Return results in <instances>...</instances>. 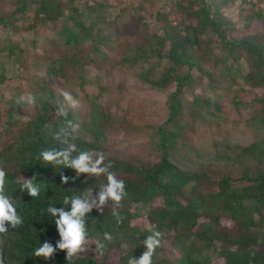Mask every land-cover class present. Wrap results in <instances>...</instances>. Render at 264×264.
Listing matches in <instances>:
<instances>
[{
  "label": "trees",
  "instance_id": "1",
  "mask_svg": "<svg viewBox=\"0 0 264 264\" xmlns=\"http://www.w3.org/2000/svg\"><path fill=\"white\" fill-rule=\"evenodd\" d=\"M1 1L7 8H0V83L13 71L30 85L26 95L0 88V167L7 172L6 192L23 218L0 234V264H127L143 253L142 241L153 226L164 233L153 264H215V258L223 259L220 264H264V6L253 0H159L157 27L144 25L139 39L120 45L123 8L115 11L108 0ZM235 5L237 19L227 12ZM173 12L182 18L174 20ZM255 22L262 29H254ZM239 27L242 32L232 34ZM40 44L45 64L30 73L26 56ZM116 54L114 66L136 69L142 84L167 94V117L151 126L142 154L122 158L110 149L118 125L101 100L106 87L99 83L98 90L85 92L91 70ZM60 88L82 103L67 117L57 115L53 103L62 100ZM254 89L259 91L251 100L241 99ZM230 92L236 108L250 109L244 124L255 139L240 144L217 138L209 149L199 147L193 138L198 125L225 119L221 110ZM28 94L35 104L17 103ZM69 120L81 125L78 148L103 151L125 182L127 196L118 209L123 223L113 216L112 201L103 214L93 209L87 221L89 240L104 242L105 253L124 249L117 263L97 261L86 250L70 262L66 250L58 248L50 259L34 255L44 242L55 247L60 240L55 217L46 211L50 205L62 207L66 195L88 187L96 195L107 183L105 176L76 177L74 169L40 156L64 147L54 137ZM61 173L76 179L64 184ZM33 176L41 187L38 197L20 189ZM143 216L147 224L133 223ZM104 232L112 234L111 242L104 241ZM194 241L214 256L186 246ZM168 245L180 251L177 259L166 254Z\"/></svg>",
  "mask_w": 264,
  "mask_h": 264
},
{
  "label": "rangeland",
  "instance_id": "2",
  "mask_svg": "<svg viewBox=\"0 0 264 264\" xmlns=\"http://www.w3.org/2000/svg\"><path fill=\"white\" fill-rule=\"evenodd\" d=\"M93 1V0H88ZM113 5L115 11L123 10L120 45L126 41L139 39L145 26H149V30L157 27L154 15L156 9L161 7L159 0H108ZM256 6H264V0H253ZM141 6V7H140ZM248 7L250 5H247ZM140 7V8H139ZM0 8H7V4L0 0ZM140 9L137 11V9ZM227 12L233 19H237L238 6L228 8ZM142 16V23H138V17ZM171 17L174 20H179L180 13L173 12ZM254 29H262V25L258 22L252 26ZM141 28L142 30H139ZM242 27H239L232 34H240ZM43 31V30H42ZM51 31L44 29V32ZM120 32V31H119ZM119 45V46H120ZM31 51L26 56L27 69L30 73H37L42 66L43 62V47L40 44L38 49H30ZM118 59V54L114 57L109 64L101 66L98 69L91 70L90 76L92 77L91 85L85 92H92L98 90L97 85L106 87L107 92L102 96L104 105L109 106L113 113L114 120L118 127L115 131L116 134L112 135L113 139L110 149L112 154L116 157H127L130 154H142L146 139L151 131V126L158 124L166 119L167 108L166 98L167 94L164 91L155 90L149 86L142 84L138 79L136 69H119L114 63ZM13 71L8 72L9 78L2 88L5 94L21 92L26 95L29 89V82L25 75H13ZM59 88L58 84H55ZM256 91L244 92L241 95L243 100H251ZM83 91L79 92L82 95ZM225 100L223 101L221 114L225 119L213 124H200L197 132L193 134L194 142L199 147L209 149L213 141L217 138L228 139L240 144H248L252 142L255 137L250 129L244 124L245 119L250 114V109L241 106L238 108L234 105L233 92L225 93ZM237 99V97H236ZM82 104V103H81ZM238 122V123H237ZM157 204L162 202L161 198H156ZM147 210V207H145ZM133 223L147 224L145 216L137 218ZM264 229V227H263ZM96 240H89L85 246V250L97 261H105V258L110 263H117L120 256L124 253V249L113 250L103 255L96 248ZM125 246V245H124ZM187 247H193L195 251L201 254H210L214 256L212 250L205 249L198 241L188 243ZM171 247L168 245V248ZM173 259L180 256V251L177 248L171 247L166 250ZM215 264L223 262L222 258H215Z\"/></svg>",
  "mask_w": 264,
  "mask_h": 264
},
{
  "label": "clouds",
  "instance_id": "3",
  "mask_svg": "<svg viewBox=\"0 0 264 264\" xmlns=\"http://www.w3.org/2000/svg\"><path fill=\"white\" fill-rule=\"evenodd\" d=\"M58 96L62 97L61 101H54L56 114L67 117L69 111L76 112L81 107V101L73 95L72 91L66 88L57 89ZM35 97L28 94L26 97L21 95L17 103L35 104ZM80 123L67 121V126L62 128L54 137L56 141H60L64 147L57 150L50 148L40 153L42 159L55 165H63L64 168L74 169L76 177L81 174L88 176H105L106 184L99 187L96 195L93 194V188L88 187L82 194H72L65 196L62 201V207L50 205L46 211L55 217V225L57 227L60 240L54 247L50 242H44L41 246L34 250L36 257H44L50 259L57 248L66 250V259L70 262L73 258L85 251V246L89 242V231L87 227L88 214L93 209L98 210L101 214L104 207L109 201L113 202L112 214L116 217L118 223H123V217L119 214L121 201L127 196L125 182L119 179L117 173L112 171V162L103 151L81 150L75 141L78 139ZM71 130V131H69ZM75 153V155H73ZM106 161H108L106 163ZM5 168L0 167V234H6L8 226L15 229L23 223V218L18 214L16 205L10 195L6 192ZM76 177H69L61 173L62 183L67 184L69 179L73 181ZM36 177L24 179L20 185L22 191H26L31 197H38L41 191L39 184L35 183ZM67 206V207H66ZM150 234L142 241L145 246L143 253L137 258L131 256L127 264H153V257L156 250L163 247L164 233L157 230L155 226L149 229ZM104 241L111 242L113 236L110 232H104ZM96 248L101 255L104 254L106 244L102 241L96 242Z\"/></svg>",
  "mask_w": 264,
  "mask_h": 264
}]
</instances>
